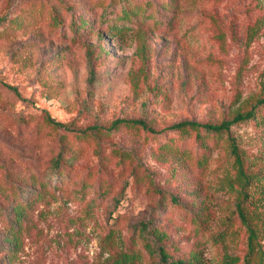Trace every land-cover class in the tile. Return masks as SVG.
<instances>
[{
	"label": "rangeland",
	"instance_id": "rangeland-1",
	"mask_svg": "<svg viewBox=\"0 0 264 264\" xmlns=\"http://www.w3.org/2000/svg\"><path fill=\"white\" fill-rule=\"evenodd\" d=\"M259 98L264 0H0V264H156L149 218L195 264H264V104L167 128Z\"/></svg>",
	"mask_w": 264,
	"mask_h": 264
},
{
	"label": "trees",
	"instance_id": "trees-1",
	"mask_svg": "<svg viewBox=\"0 0 264 264\" xmlns=\"http://www.w3.org/2000/svg\"><path fill=\"white\" fill-rule=\"evenodd\" d=\"M264 104V98H259L255 104V106H252L250 109L246 111L239 110L232 118L230 119H224L221 122L215 123V122H208V121H199L196 119H184L177 122H174L171 125H168L167 128L172 129H186V128H204L207 132L212 133H223L228 130H230L231 125L237 121L249 119L256 116V105L257 104ZM46 120L51 123L52 125L56 127H63L66 130H70L72 132H76L78 134H87L89 132H98L102 129V126L94 124L90 125L87 128L84 129H75L71 128L67 123L64 121L56 119L54 116H52L49 112L46 114ZM122 123L128 124V125H136L142 128H145L148 131L152 132H158L161 131L157 130L154 126L150 125L148 121L144 118H117L113 120L111 124V128L118 127ZM232 152L234 155H236L237 162L241 165L242 164V158L240 156V152L238 150L237 142L235 141V138L232 137ZM64 152H61L60 156L54 158L53 161V168L55 169L56 173H63V159H64ZM177 199L176 197H174ZM240 205V203L238 204ZM240 208V206H239ZM240 214L244 218V211L240 208ZM246 220V218H244ZM137 230L140 229V234L144 235L145 237L149 238L148 240V246L151 254L153 256L156 255L158 261L156 264H195V261L192 259H187L183 256L176 255L172 253L166 246L164 240H162L163 235L157 234L156 228L153 226V219H142L136 223ZM252 230V228H251ZM253 233V230H252ZM141 255L132 252V255H130L128 252H125L124 254H121L120 256L116 257V260H114L115 264H130L133 262V264H136L139 260ZM134 259V260H133Z\"/></svg>",
	"mask_w": 264,
	"mask_h": 264
}]
</instances>
